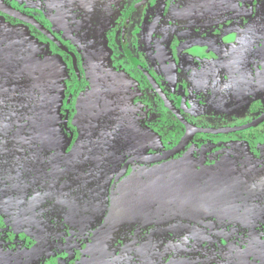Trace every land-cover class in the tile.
Here are the masks:
<instances>
[{
	"label": "rangeland",
	"instance_id": "obj_1",
	"mask_svg": "<svg viewBox=\"0 0 264 264\" xmlns=\"http://www.w3.org/2000/svg\"><path fill=\"white\" fill-rule=\"evenodd\" d=\"M33 1L40 3L41 0ZM139 1L141 0H117L116 6L114 5L115 13L107 12V17L103 19L104 27L99 44L85 46L86 50L76 45L79 44L77 41L79 38H76L75 43V39L64 37L81 35L83 41L91 42L95 31L93 26L95 15L89 13L90 16L86 9L80 10L79 16L76 12H68L67 9L62 10L61 15L53 17L43 11L34 13L36 10L34 8L27 14L21 9L19 13L23 15L18 18L20 20H10L15 24L11 27L16 33L21 34L23 40H20L23 43L19 49L20 53L15 51L12 45L17 43V40H11L12 37L16 38L14 34L0 32V73L12 69L13 65V69L16 70L18 65L16 61L20 62L17 75L9 77L10 80L8 77L3 78V85L0 82V218L3 220L11 219L12 215L15 218L21 212L22 216L26 215L23 217L25 220L36 218L37 221L40 218L44 220L46 214L50 225L55 228H58L65 218L76 226L82 222L83 226L88 228L84 232L87 243L88 237L93 238L97 233L95 231L99 223L95 222L96 219H106L112 212L108 183L114 181L126 161L134 157H153L166 153L173 150L186 137L187 130L180 125L179 120L167 113L161 103L154 104L157 92L152 85L158 84L162 73L157 69V63L150 61L154 59V55H150L146 46L135 40L137 36L146 39L153 37L150 31L155 18L146 20L149 13L155 17L156 13L162 14L167 7L172 9L175 5L178 6V3L183 5L185 0H163L161 9L164 5H169L165 9L163 7L164 11L155 9L129 23L127 34L129 40L133 41L129 48L138 49L139 53L134 51L136 59L139 54L143 56L141 59H148V63L137 59L138 64L145 68V72L136 63L137 68L127 61L123 49V42L124 44L127 42L121 33L122 19L128 12L135 10L141 14L146 11V6L138 7ZM237 1L210 0L208 5L217 12L224 10L225 5L230 8V5L236 4ZM187 2L189 3V0ZM257 5L258 14L249 20L250 24L244 26L243 30L252 31L248 42L261 47L264 46V1L263 3L258 1ZM110 8L108 5L106 11ZM89 9L98 15L99 5L95 0ZM180 13L181 11L178 15ZM83 16L85 19L90 16L88 19L90 26L79 22L78 18ZM182 16L187 17L186 14ZM1 21H5L4 18H1ZM60 22L63 25L60 26ZM22 23L26 26L23 27ZM72 24L81 27L74 35L71 34ZM11 27L8 26L10 30ZM162 31L163 28L158 26L154 37ZM49 33L56 41L52 44L49 40L47 45L55 53H46L47 56L38 48L41 38H45ZM32 35L36 36L33 39L34 43L31 40ZM156 44L151 46L152 53L156 49ZM140 48L143 50L140 51ZM67 50L71 57L66 54ZM71 61L79 73L72 70ZM149 68L154 70L150 71ZM260 99L264 100V96ZM253 110V114L249 115L245 122L256 121L264 114V102L254 105ZM200 115V112L189 115V121ZM17 116L19 120L16 119ZM201 123L205 124L204 121ZM197 125L198 123L195 124ZM213 125L215 126L209 125L206 129L217 131L235 128L225 126L223 122ZM211 139L212 141L203 143L211 144L217 156L214 157L213 164L225 166L224 169L219 173H213L212 178L204 171L192 173L186 185L181 187L188 192L195 189L197 199L206 194L209 199L214 197L218 200L225 197L230 202V199H236L239 195L250 204L252 212L261 209L256 214L261 220L260 223L256 221L257 219L245 221L243 224L245 228L241 230L243 240H236L235 245L240 247L241 242H247L255 246L256 250L246 255L264 261V124L242 134H227L222 137L200 135L195 141H190L184 150L192 148L196 140L201 142ZM178 156L161 161L136 160L129 165L125 176L118 180L120 185H117L115 192L117 194L119 192L124 201L123 204L119 201L122 209L118 210L119 215L116 217L121 220L115 219L111 226L102 231V242L110 249L109 258L130 247L122 248L120 241L135 238L148 221L146 213H156L157 204L160 203L157 198L161 197L162 190L169 188L170 184L174 185V189L181 185L171 171L180 166L174 167L170 164L175 162ZM146 166L148 168H145ZM189 180L195 182L196 186L189 183ZM209 181H213V187L206 185ZM218 181L225 183L216 184ZM126 182L129 183V188L121 189ZM169 190L171 187L167 192ZM188 192L185 196L189 195ZM86 196L92 198L85 199ZM148 197H153V200L149 202ZM197 202L203 204L202 207L205 206V201ZM235 202L230 203L228 210L234 213L236 218L240 207ZM99 203L100 217L94 211ZM149 203L151 206L147 205ZM62 213L65 216H62ZM27 222H20V228L17 225V234L24 230L22 226H27ZM3 223L0 222V231L5 229L13 232L5 225L7 221ZM29 223L30 227L31 222ZM233 223L237 224V220L235 219ZM37 227L39 230L42 229L39 223ZM90 227L92 230L88 232ZM68 240L70 244L72 236H69ZM23 243L24 241L19 238L18 245ZM86 254L85 252L84 255L88 257Z\"/></svg>",
	"mask_w": 264,
	"mask_h": 264
},
{
	"label": "flooded vegetation",
	"instance_id": "obj_2",
	"mask_svg": "<svg viewBox=\"0 0 264 264\" xmlns=\"http://www.w3.org/2000/svg\"><path fill=\"white\" fill-rule=\"evenodd\" d=\"M92 1L41 0L39 1L40 3H36L33 0H0V3L8 11L14 13V15H10L0 11V17L5 20L1 21L0 18V32L4 31L14 34L16 38L12 37L11 40H17V43L12 45L15 47V51L20 53L19 49L23 40H21V34L13 30L12 27L15 24L10 20H20L18 18L23 15L19 13L21 9L27 14L30 12L29 10L34 8L36 9L34 13L36 11H43L50 13L51 17L58 16V14L61 15L62 10L66 11L67 9H69L68 12H76V15L79 16L78 14L81 13L79 11L86 9L88 14L95 15V20H93L95 31L91 42L83 41L81 35L79 37L78 35L74 37L70 35L64 36L65 38L70 37L72 40L75 39V43L76 38H79L77 40L79 44L76 43V45L86 50L85 46H97L99 44L102 35L101 31L104 27L103 19L107 17V12L108 14L115 13L114 5L116 6L115 3L117 2V0H95L99 5L98 15H96L94 11H90L89 9ZM187 1L185 0L183 5L182 3H178V6L175 5V8L178 9L166 8L169 5H164V9L166 8L164 11L163 7L162 9L160 8L163 0L162 2L159 0H141L138 7L142 8L146 6V11L141 14L135 10L131 13L128 12L125 18L122 19L121 29V33H123L127 42L126 44L123 42L127 61L134 64L133 66L135 67L137 64L145 72V68L137 62V59L139 60L140 57H143L142 54L137 55L136 59L134 51L139 53L138 49L129 48L133 41L129 40L127 34L128 26L129 23L135 22L133 20L139 19L144 14L146 16L148 12H152L155 9L164 11L162 14L156 13L155 17L151 13L146 17V20L155 18V21L153 20L154 25L150 31L153 37L146 39L142 36H137L135 40L141 42V45L146 46L147 52L149 53L150 51V55H154V59H150V61H155L157 69H160L162 73L159 76L158 84L152 85L157 92L154 104L160 105L161 103L162 108L167 113H170L174 119L179 120L180 125L184 126L187 130L184 140L173 150L156 155L167 157L160 160H152L161 161L179 155L176 157L177 160L170 164L174 165V167L180 166L171 171L174 172L176 180L181 185L177 186L178 189H174V185L170 184L171 190L167 192L170 187L162 190L160 193L161 197L157 198L160 200V203L157 204L156 213H146L145 217L148 218V221L139 230L135 238L128 241L125 239L120 241L122 248L130 247L123 250L119 255L109 258L110 249L102 242V231L112 224L115 219L121 220L116 217L119 215L118 210L121 211L122 209V206H119V201L120 204H123L124 201L120 197V193L118 192L117 194L115 192L117 185H120L118 180L125 176L127 168L132 162L136 160H142L140 162L145 160L150 161L147 160L149 157L131 158L126 161L118 175L115 176L114 181L108 183L112 198V212L106 219H96L95 222H98L99 226L104 225L97 227L95 231L97 233L93 238L87 236L89 238L87 243L84 232L88 228H85L82 222H79L76 226L66 221L65 218V221L60 222V226L55 228L50 225L45 214V219L41 220L40 218L39 221L36 218L30 220L26 217L31 222L29 227V221L23 218L26 215L22 216L20 212L19 216H15L18 221L12 217L14 215L11 216V219L3 220L0 218V222L3 223L4 221L5 223L7 221L5 225L9 226L10 230H13V232L5 229H1L2 231H0V264H60L61 261V264H240V262L241 264H264V261L259 258L246 255L253 253L254 251L252 252V250H256L255 246L247 242H241L240 247L237 244L235 245L236 240L242 239L241 230L245 228L243 225L245 221L257 219L256 221L260 223L261 220L259 217H256V214L261 209L252 212L250 204L246 203L244 198H240L239 195L236 197L237 200L230 199V202L225 197H220L218 200L214 197L209 199L205 196L206 194L197 199L198 196L195 194V189L188 192L184 191L181 187L186 185L187 180L192 177V173L204 171L212 178L213 173H219L225 167L213 164L215 162L214 157H217L214 154L215 151L212 150L211 144L205 145L203 143L205 141H212V139L201 142L196 140L192 148L184 150L186 145L190 141H195L197 136L222 137L227 135L198 133V131L204 129L210 130L206 129L208 128L207 126H215L213 124H220L222 122L225 126L235 128H239L240 125H242L241 127L248 125L250 122H245V119L253 114V106L264 102V100L260 99V97L264 96V46H254L248 42V37L252 36L250 33L252 31L246 32L243 30L245 29L244 26L247 27L250 24L249 20L258 14V1L263 3L264 0H238L236 4L230 5V8H228V5H225L226 7L223 6L224 10H218L217 12L210 9L208 5L210 0H189V3ZM108 5L111 8L109 11H106ZM156 5L158 6L156 7ZM250 8L252 11L249 10ZM180 11L181 16L178 15ZM183 14H186L187 17L182 16ZM90 16H87L86 19L83 16L78 18V20L90 26L91 23L88 20ZM71 21L73 20L71 19ZM59 24L60 26L63 25L61 22ZM21 25L23 27L26 26L23 23ZM8 26H12V30ZM71 26L73 30L71 34L73 35L81 28L77 24H72ZM158 26L159 28L162 27L163 31L154 37ZM258 29L257 27L256 30L258 31ZM49 34H46L45 38H41L38 49L39 51H44L45 54H54L55 52H53L50 46L48 48L47 43L50 40L53 44L56 40L52 38V34ZM58 35L61 36V34ZM34 37L36 38V36L32 35V41ZM65 38L61 39L64 40ZM154 43L157 44L155 51L152 53L151 46H154ZM31 45L34 44L31 43ZM163 47H166V49ZM142 50L143 48H140V51ZM66 54L71 57L68 50ZM13 58L17 60L15 57ZM140 60L143 63H148V59L140 58ZM16 64H18L16 70L13 69V65L12 69L4 70L0 73V76L2 75L1 85L4 82L3 78L8 77L10 80L11 78L9 77L13 78L17 75L16 72L20 68L19 60L16 61ZM71 67H73L72 70L74 72L79 73V70L76 69V65L74 67L72 61ZM149 70L153 71L154 68H149ZM5 71L10 73L5 74ZM197 112H200L201 115L193 121H189V115L196 114ZM199 117L200 119L198 120ZM18 118L17 116L16 119ZM203 121L205 124L201 123ZM186 122L190 124H186ZM197 123L198 125L195 126ZM263 124L264 122L251 130ZM251 130L228 133V135L242 134ZM183 150L184 152L181 153ZM218 160L220 161L221 159L218 158ZM166 163H168L167 160ZM145 168H148V166ZM175 171L177 172L176 174ZM145 172L146 170L143 171V173ZM189 183L196 186L195 182L189 180ZM224 183L225 181L216 182V184L220 185ZM128 184L126 182L120 188H129ZM206 185L213 187V181H209ZM187 192L190 196H185ZM176 194L182 196H177ZM89 198L92 197L86 196L85 199ZM148 198L149 202L153 200V197ZM199 200L205 201L204 207H202L203 204L200 205L197 202ZM233 200H236V202ZM234 202L240 207L236 218L234 217V213H230L228 210V206ZM100 204L94 209L95 214H98L99 217L101 216ZM147 205L151 206L150 203ZM62 216H65V214L62 213ZM234 218L237 220V224L233 223ZM238 220H240V223H238ZM24 221H28V225L22 226L24 228L22 230L23 234L21 230L20 234H17V225L20 228V222ZM38 223L43 230H39V227H37ZM91 230L92 227H90L88 232ZM42 231L44 232L42 233ZM44 236L46 238L42 239ZM69 236H72L70 244L68 243ZM19 238L24 241L23 245H18ZM25 239L27 240L25 241ZM179 246H182L180 249L182 252H178ZM148 247L150 250H147ZM85 252L88 257L84 255ZM242 255L244 256L242 257ZM142 257L145 258V261H141Z\"/></svg>",
	"mask_w": 264,
	"mask_h": 264
},
{
	"label": "water",
	"instance_id": "obj_3",
	"mask_svg": "<svg viewBox=\"0 0 264 264\" xmlns=\"http://www.w3.org/2000/svg\"><path fill=\"white\" fill-rule=\"evenodd\" d=\"M0 11L1 12H4L6 14H10V15H14L13 12L11 11H8L4 5H2L0 3ZM264 122V115L261 116L258 120L248 124V125H245L243 127H239V128H232V129H223V130H217V131H214V130H199L198 133H210V134H214V135H221V134H228V133H235V132H244V131H248V130H251L257 126H259L260 124H262ZM167 156H154V157H149L147 158V160H160L162 158H165ZM181 248H179V251L178 252H182L180 250Z\"/></svg>",
	"mask_w": 264,
	"mask_h": 264
},
{
	"label": "crops",
	"instance_id": "obj_4",
	"mask_svg": "<svg viewBox=\"0 0 264 264\" xmlns=\"http://www.w3.org/2000/svg\"><path fill=\"white\" fill-rule=\"evenodd\" d=\"M192 196H193V195H192ZM158 245H159V244H158ZM181 247H182V246H179L178 248H181ZM147 250H150V248L148 247ZM155 250H156V249H155ZM155 250H154V251H155ZM141 261H145V258L142 257V258H141Z\"/></svg>",
	"mask_w": 264,
	"mask_h": 264
},
{
	"label": "bare ground",
	"instance_id": "obj_5",
	"mask_svg": "<svg viewBox=\"0 0 264 264\" xmlns=\"http://www.w3.org/2000/svg\"><path fill=\"white\" fill-rule=\"evenodd\" d=\"M164 258V257H163Z\"/></svg>",
	"mask_w": 264,
	"mask_h": 264
}]
</instances>
